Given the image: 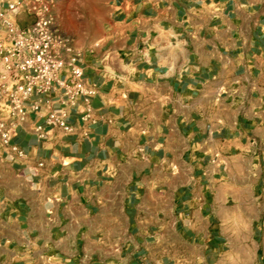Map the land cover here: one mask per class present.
<instances>
[{"label":"crops","instance_id":"crops-1","mask_svg":"<svg viewBox=\"0 0 264 264\" xmlns=\"http://www.w3.org/2000/svg\"><path fill=\"white\" fill-rule=\"evenodd\" d=\"M98 1L73 130L0 154V264H264V0Z\"/></svg>","mask_w":264,"mask_h":264},{"label":"built area","instance_id":"built-area-1","mask_svg":"<svg viewBox=\"0 0 264 264\" xmlns=\"http://www.w3.org/2000/svg\"><path fill=\"white\" fill-rule=\"evenodd\" d=\"M62 1L0 0V154L9 159L26 156L13 137L30 115L41 119L29 128L39 139L55 128L71 132L70 112L97 92L77 35L62 23Z\"/></svg>","mask_w":264,"mask_h":264},{"label":"rangeland","instance_id":"rangeland-1","mask_svg":"<svg viewBox=\"0 0 264 264\" xmlns=\"http://www.w3.org/2000/svg\"><path fill=\"white\" fill-rule=\"evenodd\" d=\"M70 18L78 23L76 32L67 26ZM61 19L64 27L70 32L77 33L83 39L93 40L97 32L108 24V11L98 0H63Z\"/></svg>","mask_w":264,"mask_h":264},{"label":"clouds","instance_id":"clouds-1","mask_svg":"<svg viewBox=\"0 0 264 264\" xmlns=\"http://www.w3.org/2000/svg\"><path fill=\"white\" fill-rule=\"evenodd\" d=\"M67 26H68V28L70 30L75 31V32L78 29V23H77V21L74 20V19H71V18L67 21Z\"/></svg>","mask_w":264,"mask_h":264}]
</instances>
